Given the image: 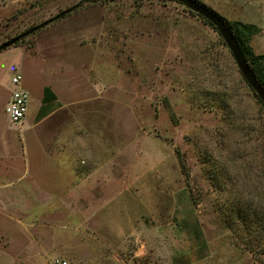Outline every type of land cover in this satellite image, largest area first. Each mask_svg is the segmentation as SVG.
Returning a JSON list of instances; mask_svg holds the SVG:
<instances>
[{
  "label": "rangeland",
  "instance_id": "obj_1",
  "mask_svg": "<svg viewBox=\"0 0 264 264\" xmlns=\"http://www.w3.org/2000/svg\"><path fill=\"white\" fill-rule=\"evenodd\" d=\"M195 1L264 53V0ZM67 9L0 52L29 99L52 81L90 100L64 185L0 171V264H264V107L220 35L171 0H0V44Z\"/></svg>",
  "mask_w": 264,
  "mask_h": 264
},
{
  "label": "crops",
  "instance_id": "obj_2",
  "mask_svg": "<svg viewBox=\"0 0 264 264\" xmlns=\"http://www.w3.org/2000/svg\"><path fill=\"white\" fill-rule=\"evenodd\" d=\"M4 75H6V72ZM20 75L19 87L28 94L26 85L23 83L22 73ZM11 77L5 81V76H0V101L3 102L4 108L15 89V86L11 83ZM45 88H49L51 92L47 98L44 95ZM38 92L34 101L33 98L28 100V110L24 120L19 124H14L17 125L16 131L12 133L14 130L10 126L11 130L8 134L0 139L3 140V144L0 146V171L10 167L18 169L22 163L26 166L30 164V166L32 165L31 168L36 171V179H33L35 181L33 182L34 185L37 186L38 184L40 188L45 185L43 174L45 169L55 171L53 186L64 185L61 177L59 178L58 170L69 172L70 169L75 168L77 138L81 140L79 135L86 134L83 127L81 128L82 131L77 130V126L84 125L86 103L90 100L80 99V95H78L79 100H77L74 85L71 86L69 83L67 87L63 86L61 88L59 84L55 85L51 81L47 85H39ZM81 116H83V122L80 121ZM6 158L9 162H6ZM25 165L23 167L24 174L27 173ZM12 182L7 181L6 183V180L0 179V191H2L3 188L1 187L5 185L4 183L9 186L12 185ZM13 187L7 189L6 199L9 201H12V199L26 201L29 191L32 192V189H28L27 183L20 182L19 188H16L15 183ZM37 189L34 192H38ZM39 193L42 194L44 191L39 190Z\"/></svg>",
  "mask_w": 264,
  "mask_h": 264
},
{
  "label": "water",
  "instance_id": "obj_3",
  "mask_svg": "<svg viewBox=\"0 0 264 264\" xmlns=\"http://www.w3.org/2000/svg\"><path fill=\"white\" fill-rule=\"evenodd\" d=\"M171 1H174L176 3L185 6L190 12H193L194 14H197L200 17L204 18L215 28V30L217 31V33L220 35L225 45L227 46L228 50L230 51L240 74L242 75L248 86L252 89L256 97L260 100V102L264 106V88L261 85V83L257 80L256 76L254 75V72L251 69L243 52L241 51L236 38L234 37L232 31L226 25L225 21L214 11L198 3L197 1L194 0H171ZM70 10L71 9L64 10L55 17L47 21H44L39 25H36L31 29L24 31L6 40L5 42L0 44V52L18 43L25 37L38 31L39 29L45 27L47 24L58 19L60 16L69 12Z\"/></svg>",
  "mask_w": 264,
  "mask_h": 264
},
{
  "label": "trees",
  "instance_id": "obj_4",
  "mask_svg": "<svg viewBox=\"0 0 264 264\" xmlns=\"http://www.w3.org/2000/svg\"><path fill=\"white\" fill-rule=\"evenodd\" d=\"M90 1H92V2H99V1H105V0H90ZM190 13H193V12H190ZM65 14H67V13H65ZM64 15L60 16L59 18L63 17ZM195 15L197 17L203 19L206 24H208L212 29L215 30V28L207 20H205L204 18L200 17L197 14H195ZM222 19L225 21V23L228 26V28L232 31L234 37L236 38V40H237V42L239 44V47H240L241 51L243 52L245 58L247 59L249 65L251 67V69L253 70L254 75L256 76L257 80L261 83V85L264 88V68H263L264 53L263 54H255L253 52L252 48L248 44L249 41L251 40V38L254 35H256V34H258L260 32V28H258L254 24L242 23V22H239V21L228 22L224 18H222ZM251 91H252V89H251ZM49 92H50V90L48 88H46L44 90L45 96ZM252 93L256 97V95L254 94L253 91H252ZM258 101L260 102L259 99H258Z\"/></svg>",
  "mask_w": 264,
  "mask_h": 264
},
{
  "label": "built area",
  "instance_id": "obj_5",
  "mask_svg": "<svg viewBox=\"0 0 264 264\" xmlns=\"http://www.w3.org/2000/svg\"><path fill=\"white\" fill-rule=\"evenodd\" d=\"M20 82L21 75L15 73L11 77V83L15 86V89L12 91L10 99L4 108L5 114L7 115L9 121L13 124L21 123L28 110L29 97L28 94L19 87ZM51 264H67V262L54 258L52 259Z\"/></svg>",
  "mask_w": 264,
  "mask_h": 264
}]
</instances>
